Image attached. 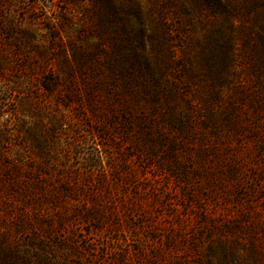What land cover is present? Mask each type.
Listing matches in <instances>:
<instances>
[{"label": "rangeland", "instance_id": "1", "mask_svg": "<svg viewBox=\"0 0 264 264\" xmlns=\"http://www.w3.org/2000/svg\"><path fill=\"white\" fill-rule=\"evenodd\" d=\"M229 1L226 59L170 69L158 109L88 0H0V264H264V81Z\"/></svg>", "mask_w": 264, "mask_h": 264}, {"label": "trees", "instance_id": "2", "mask_svg": "<svg viewBox=\"0 0 264 264\" xmlns=\"http://www.w3.org/2000/svg\"><path fill=\"white\" fill-rule=\"evenodd\" d=\"M88 5L93 23L116 44L118 64L130 67L136 96L158 109L169 103L170 69L187 74L192 64L226 59L216 24L230 14L229 0H88ZM245 5L252 63L264 81V0Z\"/></svg>", "mask_w": 264, "mask_h": 264}]
</instances>
